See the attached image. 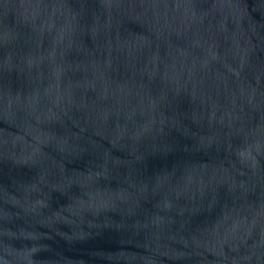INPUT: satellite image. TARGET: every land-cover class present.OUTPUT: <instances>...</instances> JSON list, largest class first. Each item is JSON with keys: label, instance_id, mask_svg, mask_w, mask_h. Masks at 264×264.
<instances>
[{"label": "water", "instance_id": "obj_1", "mask_svg": "<svg viewBox=\"0 0 264 264\" xmlns=\"http://www.w3.org/2000/svg\"><path fill=\"white\" fill-rule=\"evenodd\" d=\"M0 264H264V0H0Z\"/></svg>", "mask_w": 264, "mask_h": 264}]
</instances>
